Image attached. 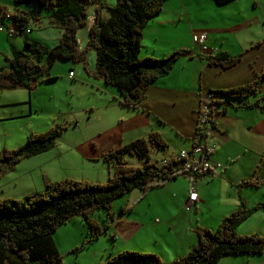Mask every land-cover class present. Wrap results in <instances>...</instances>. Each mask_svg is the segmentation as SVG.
<instances>
[{"label":"crops","instance_id":"crops-1","mask_svg":"<svg viewBox=\"0 0 264 264\" xmlns=\"http://www.w3.org/2000/svg\"><path fill=\"white\" fill-rule=\"evenodd\" d=\"M100 1L104 3V0ZM27 8L36 7H19L20 10ZM15 11V7L9 10ZM107 11L104 8L103 16L106 19L109 17ZM95 18L96 4H92L88 8L85 26L76 34L79 49L85 48ZM33 24L37 26L35 29L31 28ZM3 25L0 32L4 36L6 34L7 38L5 43H0V50L8 63L0 66L5 68L10 67L7 57L12 56V48L24 51L26 39L40 41L52 48L51 43L58 41L54 44L56 46L63 32L62 28L50 22L47 15L38 22H31L29 32H16L12 37L8 35V28L14 26V22L4 18ZM51 26L55 34L52 35L53 39H48L50 36L45 33V28ZM198 31L207 33V44L215 50L214 55L221 51L231 56L242 54L241 60L230 67L210 64L207 54L202 53L193 41V34ZM81 32L82 40L79 39ZM141 41V57L162 58L180 49L188 52L178 58L171 73L143 91L142 100L135 108L121 103L118 87L106 83L104 79L91 75L87 77L84 73L81 82L77 81L76 84L91 80L92 88L97 92L95 102L91 93L87 94L88 102L84 108L88 123L93 128L79 137L80 122L69 121L65 132L73 134L68 135L66 142L62 143L69 169L56 173L59 165L52 167L51 161L44 159L43 152L6 169L0 181L16 172L24 162H30L35 166H31L29 172H23L26 180L21 181L26 183V193L39 191L48 182L65 178L104 182L114 169L104 159L105 154L138 138H148L151 132H158L168 144V148L164 149L156 145L151 147V160L157 164L181 149L192 148L201 100L210 91L250 83L264 70V0H232L224 5L216 4L214 0H166L163 9L144 27ZM92 51L88 54L92 61L91 66L88 62V67L93 73L96 70V51L95 55ZM79 65L85 70L82 63ZM56 79L49 73L48 77L36 81L31 89L20 86L1 90L0 131L8 121L17 119H24L27 127L23 130L17 128L15 132L18 135L9 132V145L13 146L18 139L26 136L33 130L36 121L43 118L42 113L49 109L53 99V90L50 93L48 86ZM6 90H15V95L4 97ZM263 95L264 82L262 92L251 96L248 101L256 103L259 100L260 105H264ZM223 99V107H219L214 114V126L207 130V139L218 146L213 159L222 163L223 169L216 176L198 179V199L192 207L186 209L190 186L182 176L155 186L145 194L140 189L133 190L114 203L111 209L114 219L108 217V212L101 211L102 215L98 218L108 220L109 228L87 246L83 244L90 232L89 227L79 217L58 228L54 238L64 264H99L109 255L124 250L155 253L165 264H174L177 258L188 254L197 245V227L216 229L242 204L248 209L258 208L238 225V233L264 236V109L246 107L245 101L239 99ZM55 121H60V118ZM55 121L53 123L56 124ZM59 138L54 148L59 146ZM154 150L160 153V158L159 155L154 156ZM126 159L135 166L144 163L136 156L127 155ZM18 182L15 180V185ZM0 191L4 192L1 184ZM133 204L131 211L122 213L123 207ZM77 220L83 224V229L72 227L71 222ZM61 230L63 235L60 234ZM216 264H264V254H225Z\"/></svg>","mask_w":264,"mask_h":264},{"label":"trees","instance_id":"trees-1","mask_svg":"<svg viewBox=\"0 0 264 264\" xmlns=\"http://www.w3.org/2000/svg\"><path fill=\"white\" fill-rule=\"evenodd\" d=\"M165 1L116 0L115 6L106 7L100 0H14L15 12H9L7 6L0 3V13H3L0 14V23L9 13L19 33L31 22L40 21L44 15L52 24L63 29L59 43L52 48L30 39L25 40L24 51L12 48V56L7 57L10 67L0 66V91L20 86L31 89L36 81L49 73L59 58L82 63L89 73L87 56L90 50H95L94 77L118 87L124 106L137 107L143 91L168 75L178 58L188 52L180 49L162 58L140 56L142 31L149 20L163 9ZM231 1L214 0L218 5ZM92 4H96V18L90 27L85 48L79 49L76 34L85 26L88 8ZM22 5H34L36 8L20 10ZM104 8L109 11L107 19L103 16ZM241 58L242 54L231 56L221 51L208 60L213 65L230 67ZM263 82L264 70L250 83L210 91V94L218 97L220 108L224 104L223 98H229L245 101L246 107L264 109L259 100L256 103L248 101L251 96L262 92ZM68 127V124H54L44 133H30L22 146L3 151L0 154V178L6 169L20 161L54 148ZM196 137L195 134V142ZM153 145L168 148L158 132H151L148 138H138L109 150L104 159L114 169L106 183L65 178L51 181L44 190L29 193L22 199H0V264H64L54 233L76 217L84 221L90 231L83 246L106 233L108 220L94 216L97 211H106L108 217L114 219L111 209L118 198L136 189L145 194L151 188L178 176L177 161L159 165L151 160ZM127 155L136 156L144 163L131 165L126 159ZM133 207L134 204L123 207L121 211L128 212ZM257 208L248 209L242 204L224 218L215 230L197 227V245L188 254L177 258L174 264H216L225 254H264V236L241 235L237 231L238 225ZM99 264L165 263L155 253L124 250L109 255Z\"/></svg>","mask_w":264,"mask_h":264},{"label":"rangeland","instance_id":"rangeland-1","mask_svg":"<svg viewBox=\"0 0 264 264\" xmlns=\"http://www.w3.org/2000/svg\"><path fill=\"white\" fill-rule=\"evenodd\" d=\"M0 3L5 4L8 10H13L15 7L14 0H0ZM104 3L105 5L107 4L106 7L110 6L111 4L112 5L110 7H112V6H115L116 0H104ZM48 22H45L46 26H49ZM35 27L37 26H34L33 24L31 28L35 29ZM45 31H46L45 33L50 36V38L48 39H53L52 35L55 34V30H53V26L49 28H45ZM41 34H44V33H41ZM3 37H4V40H3ZM6 38H7V35L5 34L4 36L3 32H0V43L2 44L5 43ZM79 39L82 40V32L79 35ZM57 42L51 43L52 44L51 47H53L54 44H56ZM93 51L91 53H94L95 55V51L94 52ZM87 62H89V66H91L90 64H92V61L90 57L88 58V56H87ZM7 63L8 62L6 60L5 55L2 54V51L0 50V65L6 66ZM71 71L73 72V74H76L75 77L73 76L75 78L74 81H72L73 77L71 78L70 76ZM49 73L52 76H56L57 78L51 86H48L50 93L53 90V99H51L49 103V109L47 111H44V113H42L44 114V116H42L43 118L36 121V124H34L33 130H30L26 136H23L22 139L21 138L18 139V142L15 143L13 146L9 145V142H8L9 136L7 134L13 131L15 135H18L15 131L17 130V128H21L22 130L26 129L27 128L26 121L24 119L22 120L17 119L16 121H8L0 131V152L4 149L11 150V149L20 147L22 144H24L27 136L30 133L39 134V133L46 132L52 127V125L55 124L53 122L57 120V118H60V121H55L56 124L70 125L69 121L71 120L80 122L81 134L79 137H82V134L84 135L88 133L89 129L93 128V125L91 123H88L84 108L88 102L87 94L91 93L92 99L95 102L97 101V92L92 88L93 83L91 82V80H86L81 85L76 84V82L77 81L81 82L80 79L81 77H84L83 76L84 73L86 74L87 77H89V75L94 77L93 75L94 73H92L91 71H89L88 73L77 62H73L72 60H65L62 58L57 59V61L55 62V64L53 65ZM4 82H7V81L5 80ZM13 91L15 90H6L4 92L5 93L4 97H9L10 95L13 94ZM72 134L73 133L67 134V132H65L64 134H62L63 136L59 138V141H58L59 146H57V148H52L49 150V152H45L44 154H42L44 159L51 161L50 165L52 167L56 168L57 164L59 165L58 171L56 173H61V171H64L66 169L68 170L70 167L69 162L68 163L66 162V153L64 152L65 147L62 146V143L66 142L65 138H67L68 135H72ZM21 136H22V133H21ZM153 154L154 156L159 155V158H160V153L157 150H154ZM134 161L135 160H133L132 162ZM31 166H35V163L31 164L30 162H24V164L17 167L18 170L16 172H13L12 174L5 176L3 180L0 181V184L2 185V190L4 191L3 193L2 191H0V198L3 197V199L4 198L22 199L29 193L35 192V191H30L28 193L24 192L26 190V187H25L26 183H21V181L26 180V178L23 175V172L24 171L29 172ZM35 171L37 172L38 169ZM108 179L109 178H107L106 181L104 182H94V183H106ZM15 180L19 181L16 185H15ZM77 180H85V179H77ZM44 189L45 187H43L39 191H42ZM101 215L102 213L100 211H97L94 216L99 217ZM77 221L78 222H71L72 227H76L78 230L83 229V224L79 222L80 220H77ZM60 234L63 235V230L60 231Z\"/></svg>","mask_w":264,"mask_h":264},{"label":"built area","instance_id":"built-area-1","mask_svg":"<svg viewBox=\"0 0 264 264\" xmlns=\"http://www.w3.org/2000/svg\"><path fill=\"white\" fill-rule=\"evenodd\" d=\"M7 19H11L9 14L4 16ZM4 25L0 23V29H3ZM30 26L25 28L22 32H29ZM18 32L16 24L8 28V35L12 37ZM208 35L205 31H198L193 34V41L196 43L202 53L207 54L208 57L212 56L215 52L207 44ZM70 76L73 73L70 72ZM217 98L214 94H208L206 98L201 100L197 111V123H196V142L190 149H181L174 156L170 158H164L161 160V165H165L172 160L178 162L179 168L177 175L187 179L189 183V197L186 204V209L192 207L193 202L198 199V192L196 190V183L198 179L205 176H215L223 169L222 163L213 159L218 150V146L215 142H210L207 139V130L214 124V114L219 108Z\"/></svg>","mask_w":264,"mask_h":264},{"label":"clouds","instance_id":"clouds-1","mask_svg":"<svg viewBox=\"0 0 264 264\" xmlns=\"http://www.w3.org/2000/svg\"><path fill=\"white\" fill-rule=\"evenodd\" d=\"M0 14H2V15H3V13H2V12H1ZM8 14H9V13H8ZM6 15H7V14H6ZM9 15H10V14H9ZM4 18H5V17H4ZM2 24H3V23H2ZM29 26H30V25H29ZM213 55H214V54H213ZM213 55H212V56H213ZM210 57H211V56H210ZM208 58H209V57H208ZM216 111H217V110H216ZM212 127H213V126H212ZM208 136H209V135H208V132H207V138H208ZM179 151H180V150H179ZM163 159H164V158H163ZM161 160H162V159H161ZM158 164H159V165H161V161H160ZM215 176H216V175H215ZM200 179H201V178H200Z\"/></svg>","mask_w":264,"mask_h":264},{"label":"water","instance_id":"water-1","mask_svg":"<svg viewBox=\"0 0 264 264\" xmlns=\"http://www.w3.org/2000/svg\"><path fill=\"white\" fill-rule=\"evenodd\" d=\"M49 76V73L48 74H46V77H48Z\"/></svg>","mask_w":264,"mask_h":264},{"label":"bare ground","instance_id":"bare-ground-1","mask_svg":"<svg viewBox=\"0 0 264 264\" xmlns=\"http://www.w3.org/2000/svg\"><path fill=\"white\" fill-rule=\"evenodd\" d=\"M8 21V20H7Z\"/></svg>","mask_w":264,"mask_h":264}]
</instances>
